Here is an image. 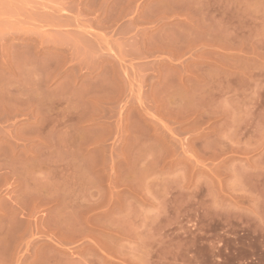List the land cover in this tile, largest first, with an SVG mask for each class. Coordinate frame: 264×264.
Masks as SVG:
<instances>
[{
    "label": "rangeland",
    "instance_id": "obj_1",
    "mask_svg": "<svg viewBox=\"0 0 264 264\" xmlns=\"http://www.w3.org/2000/svg\"><path fill=\"white\" fill-rule=\"evenodd\" d=\"M0 264H264V0H0Z\"/></svg>",
    "mask_w": 264,
    "mask_h": 264
}]
</instances>
